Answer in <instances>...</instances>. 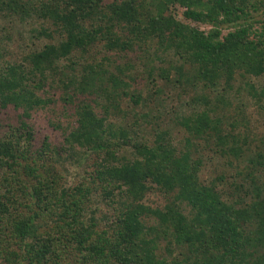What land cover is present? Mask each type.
I'll list each match as a JSON object with an SVG mask.
<instances>
[{
	"label": "trees",
	"instance_id": "16d2710c",
	"mask_svg": "<svg viewBox=\"0 0 264 264\" xmlns=\"http://www.w3.org/2000/svg\"><path fill=\"white\" fill-rule=\"evenodd\" d=\"M16 24L59 38L18 58L0 39V110L20 117L0 139V264H264V150L249 152L255 139L225 130L208 105L182 119L183 145L161 129L140 139L110 118L121 93L141 102L120 76L126 66L95 57L77 68L72 59L101 43L153 50L173 58L165 79L174 70L177 83L229 103L237 75H264V0H0L6 38ZM47 85L65 101L79 98L62 147L47 137L38 146L29 122L53 102ZM244 86L264 110V88ZM210 142L233 170L203 180L200 146ZM155 191L163 204L149 202Z\"/></svg>",
	"mask_w": 264,
	"mask_h": 264
},
{
	"label": "rangeland",
	"instance_id": "374dc122",
	"mask_svg": "<svg viewBox=\"0 0 264 264\" xmlns=\"http://www.w3.org/2000/svg\"><path fill=\"white\" fill-rule=\"evenodd\" d=\"M175 13L178 18L183 19L180 8L175 10ZM35 24L39 27L42 23L37 21ZM53 28L55 27L53 26ZM5 34L6 30L0 31V39L4 45L7 44L8 46L7 57L9 58H18L29 52V47L40 49L46 42H55L59 38L58 33H55L52 38L33 37L28 26L19 24L11 28L10 38H6ZM89 50V53L83 58V54L80 52H77V56L72 58L78 63L77 68H80V61L86 59L92 61L95 57L98 59L108 58L126 66L127 69L120 76L128 83L129 86L126 89L131 95H141V102L134 104L131 96H125L121 93V97L118 98L121 110L117 113L112 111L110 118L118 125L135 126L140 139L145 138L148 141H153L156 137V131L161 129L168 131V138L173 139L177 146H181L187 136L185 127L181 125L182 119L210 106L212 110L223 116L225 130L242 132L255 139L249 144L251 154L260 149L264 150V110L259 108L249 96V92L244 89L247 81H252L259 89L264 88V75L261 77L237 75L232 81V90L228 96L231 97L229 103H222L219 92L213 89L206 90L202 89L201 86L194 87L186 83H177L174 70L171 71L169 80L165 79L162 76V69L170 67L171 59H173L170 55H164L162 61L155 56L156 53L153 50L148 54L134 51H107L103 43ZM63 64L73 66V63L67 59L63 61ZM51 86L47 85L43 94L52 95L53 102L45 108L32 111L29 122L34 126L38 146L47 137L52 146L62 147L66 145L64 140L66 132L73 126L75 107L79 98L74 96L73 102L65 101L61 98V90ZM236 94L238 98H236ZM99 112L104 114L100 108ZM19 120V111L12 106L1 109L0 139L8 134L12 127L17 126ZM215 147L214 142L200 146L199 153L204 157V166L201 171L203 180H210L220 172H226L228 176L233 170V166L228 165L229 157L217 153ZM76 157L71 156L67 163L63 162L67 168L68 177H72V172L78 163ZM149 202L154 206L161 205L164 203V197L155 191L149 194Z\"/></svg>",
	"mask_w": 264,
	"mask_h": 264
}]
</instances>
